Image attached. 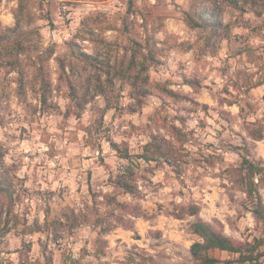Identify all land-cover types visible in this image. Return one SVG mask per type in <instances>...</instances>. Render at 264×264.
I'll list each match as a JSON object with an SVG mask.
<instances>
[{
  "label": "clouds",
  "instance_id": "9594fccd",
  "mask_svg": "<svg viewBox=\"0 0 264 264\" xmlns=\"http://www.w3.org/2000/svg\"><path fill=\"white\" fill-rule=\"evenodd\" d=\"M0 264H264V0H0Z\"/></svg>",
  "mask_w": 264,
  "mask_h": 264
}]
</instances>
